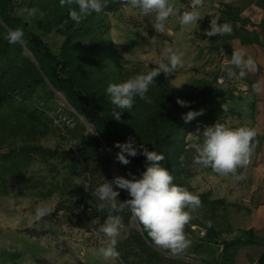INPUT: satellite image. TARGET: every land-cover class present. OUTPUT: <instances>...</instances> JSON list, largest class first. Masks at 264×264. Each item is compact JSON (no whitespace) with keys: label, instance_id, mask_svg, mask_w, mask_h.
<instances>
[{"label":"rangeland","instance_id":"374dc122","mask_svg":"<svg viewBox=\"0 0 264 264\" xmlns=\"http://www.w3.org/2000/svg\"><path fill=\"white\" fill-rule=\"evenodd\" d=\"M227 1L204 0L198 25L182 28L179 14L190 10L189 0H170L178 14L168 19L165 32L158 33L154 17L142 16L129 0L79 23L60 0H0V264H228L231 249L243 242L239 233L248 208L230 198L229 178L216 183L213 171L193 162V145L202 142L207 126L218 122L235 128L243 117L235 107L238 98H245L243 83L222 71L231 59L232 33L205 34L213 18L218 24L247 23L240 17L241 9ZM25 9H35V15ZM9 22L23 29L21 43L5 39ZM31 34L59 60L30 46L33 53L27 46ZM166 47L184 53L183 67L155 78L147 93L151 103L137 97L130 112L124 110L119 121L114 119L108 85L147 73L163 58ZM57 65L75 88L58 93L53 89L50 76ZM78 92L135 146L144 144L149 150L165 141L170 155L163 166L170 173L182 172L179 186L204 196L185 227L191 242L186 250L172 253L154 245L162 258L150 256L137 238L138 222L128 218L125 209L114 214L123 222L117 238L119 258L105 261L97 256L106 240L97 233L107 217H87V211L108 214L98 210L100 201L92 192L115 176L132 175L106 147L95 145L101 128L88 111L79 113L72 107L71 102L82 101ZM177 99L188 106L181 107ZM200 110L203 115L192 121L182 119L188 111ZM123 191L125 197L120 194L118 199H130ZM77 202L81 209L73 208ZM40 206L52 211L37 221Z\"/></svg>","mask_w":264,"mask_h":264},{"label":"clouds","instance_id":"9594fccd","mask_svg":"<svg viewBox=\"0 0 264 264\" xmlns=\"http://www.w3.org/2000/svg\"><path fill=\"white\" fill-rule=\"evenodd\" d=\"M108 3L109 0H60L62 7L69 6L70 18L77 23L92 13L102 12ZM203 4L204 0H189L190 10L179 14V24L182 28L198 25V21L203 18L199 11ZM73 5L75 7H72ZM129 6L138 10L144 17L153 16L152 25L158 33L165 32L168 19L178 14L170 0H129ZM24 12L33 16L36 10L25 9ZM217 21L216 18L211 20L210 29L206 30L205 34L208 37L231 35L233 31L231 24H218ZM5 39L9 44L21 43L24 39L23 29L9 30ZM183 57L182 51L166 47L163 49V58L147 73H139L123 82L109 84L106 92L114 106L111 116L119 121L121 112L124 110L130 112L137 97L151 103L147 93L150 86L155 84V78L161 73L165 76L171 75L183 67ZM165 59L167 62H164ZM222 71L229 79H243L249 72L257 71V64L253 57L246 55L244 49H235L231 59L225 61ZM252 88L254 92L260 93L264 85L257 82ZM177 103L181 107H187L189 104L180 99H177ZM222 107L224 111L227 110L224 105ZM200 115H203V110L188 111L182 115V119L190 122ZM256 136V130L249 126L232 128L218 122L207 126L201 134L202 142L193 145L196 152L193 162L211 168L220 176H230L233 181H242L246 176L240 170L246 169L251 162V155L256 147ZM115 147L120 150L116 154L119 163L127 165L130 163L128 157L142 154L146 158V170L142 172L140 178L134 175L131 179L115 176L111 182L107 181L94 188L92 195L100 201L98 210L106 211L108 214L97 233V235L102 233L106 238L103 245L98 248L97 256L105 261L119 258L117 238L121 234L123 222L114 214L125 209L130 210L131 216L154 245L172 253L186 250L191 242L186 236L185 227L192 220V213L201 206L200 197L188 188L173 183V175L161 163L165 159L163 154L149 151L144 144L135 146L131 138L124 143L117 142ZM83 186L87 191L89 185L86 183ZM116 189L127 191L130 199L119 200L120 193ZM51 211L52 209L46 206H40L36 209L35 219L38 221Z\"/></svg>","mask_w":264,"mask_h":264},{"label":"crops","instance_id":"0c3cea01","mask_svg":"<svg viewBox=\"0 0 264 264\" xmlns=\"http://www.w3.org/2000/svg\"><path fill=\"white\" fill-rule=\"evenodd\" d=\"M227 3L239 7L240 17L247 23H232V38L229 42L231 54L235 49H244L246 55L254 58L257 71L249 72L240 79L245 90V98L237 101V110L243 115L240 126L256 130V147L251 162L241 169L246 176L242 181H233L230 176L212 175L216 183L224 184L229 178V195L233 201H242L248 208L244 226L239 233L243 242L233 247L228 264H264V88L260 93L253 91L252 85H264V0H228ZM238 71V70H237Z\"/></svg>","mask_w":264,"mask_h":264},{"label":"trees","instance_id":"16d2710c","mask_svg":"<svg viewBox=\"0 0 264 264\" xmlns=\"http://www.w3.org/2000/svg\"><path fill=\"white\" fill-rule=\"evenodd\" d=\"M123 1L124 0H109L107 7L113 8L118 3L123 2ZM6 24H7V27L9 30H15V26L13 24H11L10 22L6 23ZM28 45H29V49L31 48L30 46L35 47V49L41 50L44 53V55L51 58L52 60H54V61L59 60L57 56H54L50 52L47 45L38 36H36L34 34H31V41H30V43H27V46ZM30 50H32V48ZM33 53H34V51H33ZM36 56H37V54H36ZM37 59H38V57H37ZM50 79H51V82L53 84V89L55 91H57V93L62 92L65 87H72V88L76 87L72 80L63 78L60 75L58 65L54 68V71L51 74ZM78 94L81 95L82 101H81L80 105H76L74 102H71L72 107L79 113L84 111V109L86 111H88L91 114L92 118L99 123V126L101 128V133L100 134L98 133L97 136L94 138L95 145L97 147H100V148L106 147L110 152H112L116 156V154L120 150L115 147V144L117 142L124 143L128 139L125 136L117 133L114 130L111 121L108 118H106L105 116L96 112L92 108V106L90 105L89 101L80 92H78ZM183 148H184V145H182V143H180V145L178 146L179 151H181ZM149 151H156L160 154H163L165 156V158L170 155V151L166 148L165 141L163 143H160L156 147L149 149ZM128 159L130 160V163L125 165V168H123V169L129 171L132 176L134 175L136 178H140L142 172L146 170V158L142 154H140V155H137L136 157H128ZM207 169L212 171L211 168H207ZM171 174L174 177L173 183L176 185H179V181L181 180L182 172L179 170H175V171L171 172ZM215 174H217V173H215ZM116 190L119 191V193L125 197V193L122 189H116ZM199 197H200L201 202H203L204 196H199ZM80 203L81 202H77L76 204H74L73 208L81 209ZM123 213L128 218L132 217L130 210H128V209L125 210ZM88 216L91 218H94V219L101 218L102 220L107 217L104 214H101L100 212H98L96 210H92V209L89 212L87 211V217ZM137 238L140 241V244L144 248H146V250H148V253L150 256L155 257V259L158 261L161 260L160 258H162V253H160L159 251L154 249V247H153L154 243L147 236L146 232L143 231V234L139 232L137 234Z\"/></svg>","mask_w":264,"mask_h":264},{"label":"water","instance_id":"95a60500","mask_svg":"<svg viewBox=\"0 0 264 264\" xmlns=\"http://www.w3.org/2000/svg\"><path fill=\"white\" fill-rule=\"evenodd\" d=\"M25 49L27 50L29 56L31 57V59L33 60V62L36 64L37 67H39V63L36 60V58L34 57V55L25 47ZM96 131V130H95ZM97 133V132H96ZM139 231L143 234V230L142 228L139 226ZM153 246V245H152ZM154 248H156L155 246H153Z\"/></svg>","mask_w":264,"mask_h":264}]
</instances>
